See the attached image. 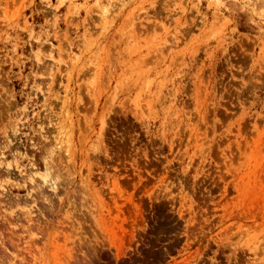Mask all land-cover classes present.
Listing matches in <instances>:
<instances>
[{"label": "rangeland", "instance_id": "obj_1", "mask_svg": "<svg viewBox=\"0 0 264 264\" xmlns=\"http://www.w3.org/2000/svg\"><path fill=\"white\" fill-rule=\"evenodd\" d=\"M0 264H264V0H0Z\"/></svg>", "mask_w": 264, "mask_h": 264}, {"label": "bare ground", "instance_id": "obj_2", "mask_svg": "<svg viewBox=\"0 0 264 264\" xmlns=\"http://www.w3.org/2000/svg\"><path fill=\"white\" fill-rule=\"evenodd\" d=\"M48 154H50V153H48ZM40 157H41V160H42L43 168L45 169V173L44 174H45L46 177H45V179L40 180L39 183H40V185L42 187H44L48 191H50L51 189L54 190V189H56V186L58 184V181L55 178V176L58 177L59 175H57V174H59V173L56 170H54V173L50 174L52 171H49L47 169H50L49 167L54 168L53 164H52V161H48L46 159L45 155H44V157L42 155H40ZM48 171L50 173H48ZM57 187H59V186H57Z\"/></svg>", "mask_w": 264, "mask_h": 264}]
</instances>
